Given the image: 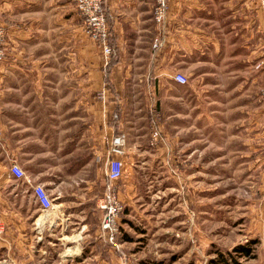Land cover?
<instances>
[{
	"label": "crops",
	"instance_id": "0c3cea01",
	"mask_svg": "<svg viewBox=\"0 0 264 264\" xmlns=\"http://www.w3.org/2000/svg\"><path fill=\"white\" fill-rule=\"evenodd\" d=\"M168 3L162 25L154 19L155 0H106L114 48L110 63L102 46L85 34L74 0H33V24L7 23V57L0 64V264H41L33 254L54 238L77 241L69 249L80 250L81 231L90 234L86 219L103 216L99 202L108 191L109 151L116 135L125 137L116 132L120 120L114 116L132 75L152 78L153 87L165 92L179 84L174 74L190 75L203 66L209 43L219 46L230 34L261 41L264 0ZM42 40L46 59L61 57L67 63L71 54L77 65L49 60L24 65V57L32 58L25 50H31L32 41L34 49ZM70 40L77 46L71 52ZM259 47L254 49L257 56ZM87 49L94 61L86 66ZM134 58L146 62L134 65ZM232 58L245 55L237 52ZM248 73L245 67L233 70L225 89L226 113L238 114V119L245 117L251 90ZM257 81L254 75L250 86ZM13 161L33 183L45 185L54 199L52 212L40 207L26 181L10 174Z\"/></svg>",
	"mask_w": 264,
	"mask_h": 264
},
{
	"label": "rangeland",
	"instance_id": "374dc122",
	"mask_svg": "<svg viewBox=\"0 0 264 264\" xmlns=\"http://www.w3.org/2000/svg\"><path fill=\"white\" fill-rule=\"evenodd\" d=\"M4 2L0 0L2 20L33 24V0H8L6 6ZM57 17L54 10L55 21ZM263 29L260 42L230 34L219 46L209 43L202 57L205 63L186 74L187 84L163 92L146 75L129 78L116 111L120 120L116 132L126 137V153L120 156L125 170L111 183L124 206L117 243L106 241L102 218L92 216L86 219L90 234L81 231L80 250L69 249L77 241L54 238L46 249L35 250L41 264H215L211 261L218 252L228 256L244 243L253 247V254L237 260L264 264ZM76 48L70 40L69 52ZM46 50L44 40L34 49L32 41L24 54L32 58L24 57V65H45L48 60V64L77 65L71 54L67 63L61 57L46 59ZM237 52L245 58H232ZM89 53L86 66L94 61L92 50ZM132 62L144 65L146 59ZM244 67L251 90L245 117L238 119V114L226 113L225 89L231 72ZM254 75H258L255 87L250 86Z\"/></svg>",
	"mask_w": 264,
	"mask_h": 264
},
{
	"label": "built area",
	"instance_id": "2783aa9c",
	"mask_svg": "<svg viewBox=\"0 0 264 264\" xmlns=\"http://www.w3.org/2000/svg\"><path fill=\"white\" fill-rule=\"evenodd\" d=\"M76 9L83 20L85 30L96 40L103 48L107 63L114 56V48L111 41V30L106 14V0H74ZM169 3L168 0H155L154 19L162 25L165 23L168 15ZM8 34L7 22L0 19V64L7 57L6 38ZM155 40L154 46H157ZM163 44V39L161 45ZM109 60V61H108ZM173 79L179 84H187L189 78L184 73H176ZM262 101L264 105V90L262 91ZM115 114L114 118H117ZM158 134L157 130H154ZM4 131L0 124V138L3 137ZM126 140L124 135H116L113 139V145L110 149V156L107 162V178L109 180L108 191L101 198L99 207L103 211L101 221V231L106 241L111 244H116L119 235L121 234V219L124 211V206L120 200L118 192L111 187V183L117 182L122 178L125 161L115 154L124 156L126 153ZM9 172L16 179L24 180L30 185L35 201L43 210L51 209L54 206V199L48 189L42 183H33L28 177L23 167L16 161H13Z\"/></svg>",
	"mask_w": 264,
	"mask_h": 264
},
{
	"label": "trees",
	"instance_id": "16d2710c",
	"mask_svg": "<svg viewBox=\"0 0 264 264\" xmlns=\"http://www.w3.org/2000/svg\"><path fill=\"white\" fill-rule=\"evenodd\" d=\"M253 251V247L248 243L238 244L233 248L232 252L228 253V256H226L223 252H218V257L213 259L211 262L215 264H241L237 260V257H251Z\"/></svg>",
	"mask_w": 264,
	"mask_h": 264
},
{
	"label": "bare ground",
	"instance_id": "6f19581e",
	"mask_svg": "<svg viewBox=\"0 0 264 264\" xmlns=\"http://www.w3.org/2000/svg\"><path fill=\"white\" fill-rule=\"evenodd\" d=\"M49 210V209H48Z\"/></svg>",
	"mask_w": 264,
	"mask_h": 264
}]
</instances>
